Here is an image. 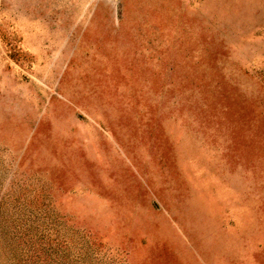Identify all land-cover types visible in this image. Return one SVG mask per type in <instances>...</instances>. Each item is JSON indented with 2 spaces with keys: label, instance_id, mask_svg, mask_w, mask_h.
Here are the masks:
<instances>
[{
  "label": "rangeland",
  "instance_id": "1",
  "mask_svg": "<svg viewBox=\"0 0 264 264\" xmlns=\"http://www.w3.org/2000/svg\"><path fill=\"white\" fill-rule=\"evenodd\" d=\"M0 264H264V0H0Z\"/></svg>",
  "mask_w": 264,
  "mask_h": 264
}]
</instances>
